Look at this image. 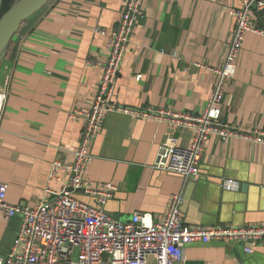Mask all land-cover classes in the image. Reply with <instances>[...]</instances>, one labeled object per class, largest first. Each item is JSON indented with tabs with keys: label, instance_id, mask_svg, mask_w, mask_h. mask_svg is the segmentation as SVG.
<instances>
[{
	"label": "crops",
	"instance_id": "0c3cea01",
	"mask_svg": "<svg viewBox=\"0 0 264 264\" xmlns=\"http://www.w3.org/2000/svg\"><path fill=\"white\" fill-rule=\"evenodd\" d=\"M30 27L13 36L0 62V90L8 92L0 121V182L13 206L35 207L45 198L51 166L72 163L81 123L74 110L91 108L106 63L107 38L125 0H52ZM239 0H144L143 18L127 46L114 91L124 109L201 114L223 65L234 29L230 11ZM259 19V18H258ZM260 21V20H259ZM141 76V79H137ZM224 122L238 131L264 130V37L248 33L235 78L225 96ZM174 135L181 147L192 133L164 119L108 113L91 143L86 177L117 187L105 211L121 222L134 213L161 222L173 195L182 193V221L189 227L264 226V145L240 137H211L197 180L154 167L160 147ZM64 174L50 183L59 191ZM231 181L237 190L227 191ZM79 198L91 205L88 196ZM22 216L0 209V257L12 250ZM244 243L194 242L178 264H264V246L247 255Z\"/></svg>",
	"mask_w": 264,
	"mask_h": 264
},
{
	"label": "built area",
	"instance_id": "2783aa9c",
	"mask_svg": "<svg viewBox=\"0 0 264 264\" xmlns=\"http://www.w3.org/2000/svg\"><path fill=\"white\" fill-rule=\"evenodd\" d=\"M239 1L240 7L230 11L234 29L226 59L221 67L211 69L216 82L205 110L199 115L171 110L136 111L114 105L116 80L136 25L143 18L144 0H125L116 27L111 31L97 30L107 38L108 59L106 63L88 62L102 71L95 98L90 109L74 110L70 115L81 123L74 161L67 163L59 158L53 162L46 198L35 207L9 204L8 187L0 182V209L7 219L22 216L12 250L6 257H0V264H178L184 259L186 246L194 242L244 243L247 255L264 246V226H186L182 221V193L172 196L161 222L155 223L147 213H134L129 221H118L105 211L117 187L112 183L95 185L86 177L93 159L91 143L102 130L108 113L164 119L176 128L191 131L192 140L187 147H181L178 138L171 135L160 147L154 165L158 170L178 175L184 182L200 176L206 144L211 137L220 141L240 137L264 145V130L241 132L223 120L227 87L235 78L245 37L248 33L264 37V27L259 25L257 15L264 10V1ZM7 98V90L1 89L0 121ZM61 174L66 177L65 184L56 191L50 183L59 180ZM224 188L235 191L237 185L228 181ZM79 195L93 198L97 205L82 201Z\"/></svg>",
	"mask_w": 264,
	"mask_h": 264
},
{
	"label": "water",
	"instance_id": "95a60500",
	"mask_svg": "<svg viewBox=\"0 0 264 264\" xmlns=\"http://www.w3.org/2000/svg\"><path fill=\"white\" fill-rule=\"evenodd\" d=\"M50 1L52 0H18L10 10L2 15L3 0H0V62L3 60L10 41L21 26L45 8ZM257 15L264 25V10L259 11Z\"/></svg>",
	"mask_w": 264,
	"mask_h": 264
},
{
	"label": "trees",
	"instance_id": "16d2710c",
	"mask_svg": "<svg viewBox=\"0 0 264 264\" xmlns=\"http://www.w3.org/2000/svg\"><path fill=\"white\" fill-rule=\"evenodd\" d=\"M7 1H8V0H7ZM10 1H14V0H10ZM3 2H4V5H3V10H2V12H1L2 15H4V14L8 11L7 9H5V0H3ZM51 3H52V2H49L47 6H49ZM41 12H42V10L39 11V12H37V13H36L34 16H32L31 18H29V19H28V20H27V21L21 26L20 31L24 30V29L27 28V27H30V25H32V24L35 22V20L39 17V15L41 14ZM260 25H261L262 27H264V25L261 23V21H260Z\"/></svg>",
	"mask_w": 264,
	"mask_h": 264
},
{
	"label": "rangeland",
	"instance_id": "374dc122",
	"mask_svg": "<svg viewBox=\"0 0 264 264\" xmlns=\"http://www.w3.org/2000/svg\"><path fill=\"white\" fill-rule=\"evenodd\" d=\"M18 0H14V1H10V0H5V9H7V10H10L12 7H13V5L17 2ZM3 5H4V2H3ZM3 5H2V10H3ZM259 20V19H258ZM259 23H260V21H259ZM260 25V24H259ZM1 77V76H0ZM1 79V78H0Z\"/></svg>",
	"mask_w": 264,
	"mask_h": 264
}]
</instances>
